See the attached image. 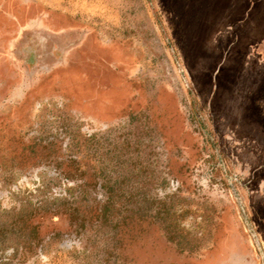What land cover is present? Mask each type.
I'll list each match as a JSON object with an SVG mask.
<instances>
[{
	"label": "rangeland",
	"instance_id": "rangeland-1",
	"mask_svg": "<svg viewBox=\"0 0 264 264\" xmlns=\"http://www.w3.org/2000/svg\"><path fill=\"white\" fill-rule=\"evenodd\" d=\"M0 264H264V0H0Z\"/></svg>",
	"mask_w": 264,
	"mask_h": 264
},
{
	"label": "trees",
	"instance_id": "trees-1",
	"mask_svg": "<svg viewBox=\"0 0 264 264\" xmlns=\"http://www.w3.org/2000/svg\"><path fill=\"white\" fill-rule=\"evenodd\" d=\"M104 187H106V190L108 189V192H111L112 191V187L111 186H108V185H106V186H104ZM105 208H104V210L102 211V215H103V218L104 219H106V218H108V213H109V208H108V205H106V206H104Z\"/></svg>",
	"mask_w": 264,
	"mask_h": 264
}]
</instances>
